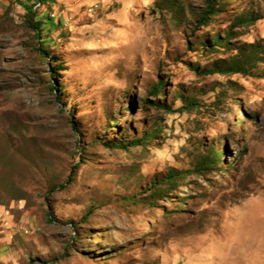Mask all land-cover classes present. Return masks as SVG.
<instances>
[{
    "label": "rangeland",
    "instance_id": "1",
    "mask_svg": "<svg viewBox=\"0 0 264 264\" xmlns=\"http://www.w3.org/2000/svg\"><path fill=\"white\" fill-rule=\"evenodd\" d=\"M217 2L0 0V264H264V62L203 73L264 0Z\"/></svg>",
    "mask_w": 264,
    "mask_h": 264
},
{
    "label": "trees",
    "instance_id": "2",
    "mask_svg": "<svg viewBox=\"0 0 264 264\" xmlns=\"http://www.w3.org/2000/svg\"><path fill=\"white\" fill-rule=\"evenodd\" d=\"M206 6L203 10L202 14L200 15L199 19L197 20V24L199 26H207L209 23L213 21V16L218 12V2L217 0H205ZM256 17L252 18H242L236 25L240 24H246V23H252ZM37 14L36 11L32 8H28V11L25 16V24L34 31V33L41 38L42 37V30L40 28L41 24L43 23V20H36ZM234 24V26H236ZM234 27L228 28L225 36L223 38H217L215 40V43L218 45L225 44L228 48L231 47L230 41L233 39L234 36ZM43 41V38H42ZM246 49L242 48L240 49V53H238L234 60H232V63L227 66L226 68H212V69H206L203 70V73L211 74V73H242V74H248L250 73L254 68H256L259 63L264 62V45L263 44H253L252 46H246ZM250 48V49H249ZM249 49V50H248ZM43 52V51H42ZM245 52V54L243 53ZM247 57V58H246ZM56 87V86H55ZM56 89L58 91H62V87L57 84ZM155 92L158 90V85L154 86ZM153 90V91H154ZM59 98V96H58ZM218 160L221 159V154H218ZM206 163L205 159L202 160L199 164V167H202ZM78 167V164H76L72 170L70 171V174L68 176L67 181H72L73 176L75 173V169ZM181 173L177 170H173L170 172L167 176V178L171 181H174L177 179V177Z\"/></svg>",
    "mask_w": 264,
    "mask_h": 264
}]
</instances>
